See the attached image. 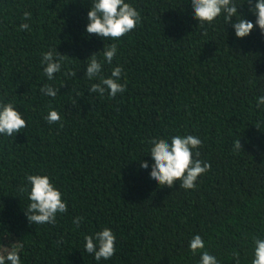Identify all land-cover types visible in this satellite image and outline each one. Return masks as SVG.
<instances>
[{"label":"trees","instance_id":"obj_1","mask_svg":"<svg viewBox=\"0 0 264 264\" xmlns=\"http://www.w3.org/2000/svg\"><path fill=\"white\" fill-rule=\"evenodd\" d=\"M92 2L0 0V103H13L28 125L0 135V244L22 245L21 264H200L189 250L198 234L219 264H236L233 253L251 264L254 238L264 239V105L256 107L264 35L254 27L238 39L223 16L201 27L191 0H125L141 21L109 41L86 32ZM251 6L237 11L255 25ZM22 23L30 29L21 31ZM112 43L117 54L100 76L122 67L126 90L115 98L89 93L99 76L85 75L87 59L103 60ZM50 50L64 55L52 80L41 63ZM45 84L58 88L55 99L40 91ZM50 110L60 124L46 121ZM175 135L202 140L198 159L211 169L195 189L150 178L149 141ZM37 174L67 205L54 225L25 215L30 201L20 188L30 190L26 176ZM75 217L84 218L79 228ZM104 228L116 235V253L96 261L84 237Z\"/></svg>","mask_w":264,"mask_h":264},{"label":"clouds","instance_id":"obj_2","mask_svg":"<svg viewBox=\"0 0 264 264\" xmlns=\"http://www.w3.org/2000/svg\"><path fill=\"white\" fill-rule=\"evenodd\" d=\"M251 4V11L256 19L253 22L243 18L237 11L243 3ZM193 18L203 27L205 24H213L217 18L223 16L224 23H231L238 39L250 35L254 27L258 28L264 35V0H243L237 4L235 0H191ZM24 18L31 20V13L25 12ZM235 17V20H233ZM86 32L96 35L104 40H120L129 32L136 29L141 21L140 12L125 0H93L90 10L87 13ZM21 31H28L30 25L22 23L19 26ZM203 34H207L206 31ZM117 54V45L110 44L103 48V60L97 59L96 53L87 60L85 75L90 79L99 76L98 83H92L88 89L89 93H97L103 96L106 92L109 98H115L126 90V84L120 83L123 73L121 66L112 69L111 75L107 78L100 76L103 71V64H111ZM61 55L56 50L47 51L42 54L41 63L45 64L44 75L52 80L54 74L60 72L62 66ZM54 57H58L55 58ZM67 75L74 76L76 73L68 72ZM40 91L48 97L55 99L58 88L45 84ZM264 105V95L257 97L256 107ZM49 124H60L61 115L56 110H50L45 117ZM63 126L62 124L60 125ZM28 127L21 112L13 103H0V135L15 137L23 129ZM149 143L152 145L150 156L153 160L150 178L157 182L160 187L172 188L178 184L179 188L192 190L196 188L197 180L211 169L210 163L204 162L198 157V149L202 140L194 135H175L169 139L152 138ZM234 149L242 151L239 139L234 141ZM141 168H149L147 162H142ZM26 180L30 190L21 187V192H28L30 201L25 215L30 224H55L58 214L68 211L67 205L62 198V193L56 188L47 175H27ZM83 217H75L73 224L79 228ZM84 250L87 254L93 255L96 261L109 260L116 253V235L110 228H104L94 235L84 237ZM22 245L13 243L11 247L0 244V264H21L19 255ZM189 250L193 255L200 254V264H219L216 257L211 255L205 248V241L200 235H194L189 242ZM254 258L251 264H264V239L254 238ZM236 264H239V257L233 253Z\"/></svg>","mask_w":264,"mask_h":264}]
</instances>
